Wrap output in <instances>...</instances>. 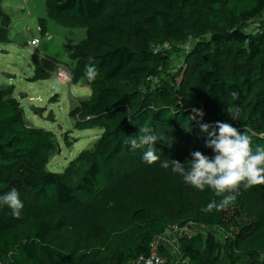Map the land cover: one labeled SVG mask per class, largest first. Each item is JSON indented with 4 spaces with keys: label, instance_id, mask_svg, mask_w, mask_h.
<instances>
[{
    "label": "trees",
    "instance_id": "obj_1",
    "mask_svg": "<svg viewBox=\"0 0 264 264\" xmlns=\"http://www.w3.org/2000/svg\"><path fill=\"white\" fill-rule=\"evenodd\" d=\"M45 7L56 23L87 31L68 69L71 83L91 95L70 117L75 129L101 133L62 172L50 171L57 135L26 120L14 86L0 87V195L15 188L23 203L19 217L0 206V264H135L169 228L190 224L220 228L224 238L180 234V264H264V185L241 187L227 209L204 213L221 197L160 166L183 164L193 151L213 155L197 121L229 123L251 136L253 149L264 146V21L249 29L264 18V0H45ZM47 17L39 19L45 37ZM0 20V43H9L12 18L2 0ZM90 59L99 70L91 83L82 79ZM33 63L31 81L65 64L37 54ZM228 106L239 109L238 120ZM194 107L202 120L189 118ZM145 126L159 138L152 165L128 143ZM159 251L175 264L163 243Z\"/></svg>",
    "mask_w": 264,
    "mask_h": 264
},
{
    "label": "rangeland",
    "instance_id": "obj_2",
    "mask_svg": "<svg viewBox=\"0 0 264 264\" xmlns=\"http://www.w3.org/2000/svg\"><path fill=\"white\" fill-rule=\"evenodd\" d=\"M4 10L11 16L12 25L10 28V42L0 43V87L14 86V96L20 101L24 108L26 120L36 127L44 128L55 132L59 143L51 155L47 169L53 172H62L71 160L76 158L82 150L92 148L97 141L100 131L98 129L79 130L74 128V121L70 117V111L81 99H87L91 95V88L87 85H73L71 82L63 84L56 79L55 72L49 79L31 81L34 75L33 56H49L63 62L70 68L72 60L69 55L74 48L70 42L73 35L69 32L71 28L60 26L54 22L58 29L66 30L62 33L59 30L52 31V39L44 37L38 30V10L33 0H2ZM47 17V16H44ZM264 18L252 22L251 31H257ZM39 38L38 46L30 45L32 38ZM51 39V40H48ZM182 55L177 54L175 63L182 61ZM71 60V62H70ZM11 73L15 78L9 79L2 73ZM28 96L21 99L20 94ZM57 99H56V98ZM31 105L44 109V116L47 117L53 111L56 122L52 123L41 118L30 109ZM59 126L62 129H59ZM69 135V141L65 142L64 135ZM215 232L218 238H224L223 232L217 227H191L189 233ZM174 255V263L180 264L181 252L178 243V236L173 233L167 236L166 241Z\"/></svg>",
    "mask_w": 264,
    "mask_h": 264
},
{
    "label": "clouds",
    "instance_id": "obj_3",
    "mask_svg": "<svg viewBox=\"0 0 264 264\" xmlns=\"http://www.w3.org/2000/svg\"><path fill=\"white\" fill-rule=\"evenodd\" d=\"M99 70L95 63L86 66L84 77L90 83L95 81ZM235 101L239 97L237 91L230 93ZM232 120L239 119V109L228 106ZM201 109L192 108L189 118L194 121L197 117L203 119ZM199 124L200 131L207 133L205 147L210 148L212 156H207L201 151L190 153L191 159L181 163L175 159H165L160 162L162 168L171 167L173 173L179 174L183 181L198 190L210 189L220 200L212 199L201 208L204 213L223 211L234 204L243 190H248L255 185H264V146H252V138L246 132L229 123L216 121L215 125L207 123ZM159 138L153 134V130L147 126L141 127L138 134L129 138L128 143L132 150L144 149L142 159L149 165L160 161L157 149L154 147ZM6 205L12 210L14 216L19 217L23 209V203L18 191L13 188L9 192L0 195V206Z\"/></svg>",
    "mask_w": 264,
    "mask_h": 264
},
{
    "label": "built area",
    "instance_id": "obj_4",
    "mask_svg": "<svg viewBox=\"0 0 264 264\" xmlns=\"http://www.w3.org/2000/svg\"><path fill=\"white\" fill-rule=\"evenodd\" d=\"M24 1H29V0H24ZM48 38H51L50 34H46ZM39 39L36 38L32 41H30V45L33 47L38 46L39 44ZM56 79L63 83L67 84L71 82V73L70 70L64 66V65H59L56 69L55 72ZM195 226L194 224H190L188 226H185L183 228H179L178 226H173L169 228L164 234L161 236L157 237L156 240L152 243V248H151V253L149 257H144L141 256L135 264H165L166 258L161 255L159 251V245L169 236L170 234H174L179 236L182 233H189L191 227Z\"/></svg>",
    "mask_w": 264,
    "mask_h": 264
},
{
    "label": "crops",
    "instance_id": "obj_5",
    "mask_svg": "<svg viewBox=\"0 0 264 264\" xmlns=\"http://www.w3.org/2000/svg\"><path fill=\"white\" fill-rule=\"evenodd\" d=\"M33 2L35 4V7L39 8L38 17L40 18V16H42L41 18H46V17H44V16H47V11H46V7H45V0H33ZM47 19H48V21H47V25H46V31L51 36H52V31H55V30H59L62 33H66V30L64 31V30L58 29V27H56V24L54 23L55 22L54 20H52V19H50L48 17H47ZM0 23H1V20H0ZM60 26H63V25H60ZM64 27H66V26H64ZM67 28H71V31H69V32L73 35V37H71V40H70L69 43H71L72 45L74 43V48H75V46L77 45V43H79V41H81L84 38H86L87 31L84 28H72V27H67ZM40 29L41 28H40V25H39L38 30L40 31ZM34 39H36V37L32 38L31 40H34ZM51 39H48V40H51ZM70 62H71V60H70ZM72 63L73 62H71V64ZM169 242H170V239H169V241L165 242V246H167L168 248H169V245H168Z\"/></svg>",
    "mask_w": 264,
    "mask_h": 264
},
{
    "label": "water",
    "instance_id": "obj_6",
    "mask_svg": "<svg viewBox=\"0 0 264 264\" xmlns=\"http://www.w3.org/2000/svg\"><path fill=\"white\" fill-rule=\"evenodd\" d=\"M5 77L9 78V79H12V78H15L16 75L14 74H11V73H5L3 72L2 73ZM28 95L27 94H24V93H21L20 94V98L23 99L25 97H27ZM30 109L33 110L35 113H37L41 118L45 119L46 121H49V122H52V123H55L56 122V119H55V115L53 113V111H50L48 116L45 117L44 116V109L43 108H40V107H37L35 105H31L30 106ZM59 129H62L61 126H59Z\"/></svg>",
    "mask_w": 264,
    "mask_h": 264
}]
</instances>
